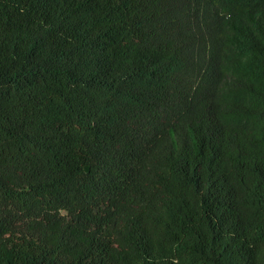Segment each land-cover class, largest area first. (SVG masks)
Listing matches in <instances>:
<instances>
[{
	"label": "trees",
	"instance_id": "trees-1",
	"mask_svg": "<svg viewBox=\"0 0 264 264\" xmlns=\"http://www.w3.org/2000/svg\"><path fill=\"white\" fill-rule=\"evenodd\" d=\"M0 264H264V0H0Z\"/></svg>",
	"mask_w": 264,
	"mask_h": 264
}]
</instances>
